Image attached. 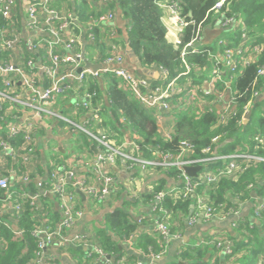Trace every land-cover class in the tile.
<instances>
[{
  "label": "built area",
  "instance_id": "built-area-1",
  "mask_svg": "<svg viewBox=\"0 0 264 264\" xmlns=\"http://www.w3.org/2000/svg\"><path fill=\"white\" fill-rule=\"evenodd\" d=\"M89 7L87 18L81 19L78 14H61L54 6L64 3L63 0H29L24 8L25 37L22 36L21 24L14 21L18 11V0H0V121L5 122L8 130L6 138H0V187L6 190L5 202L12 204L13 211L22 214L29 208L38 219L42 214H48L45 205L48 196H54L59 202L60 219L55 225H50L45 218L44 224L37 225L32 235L37 241V259L35 264H44L46 248L59 243L80 247L87 245L83 264H90L92 259H103L106 264H125V257L116 258L108 255L95 240L88 236L77 234L68 237V231L84 215L85 208L80 204L78 192L84 194L91 202L101 203L116 193L117 177L112 165L121 161L130 170L147 176L152 170H168L176 168L180 182L154 189L150 195L149 206L154 224V231L160 237L163 246L159 253H150V261L138 264H154L160 259L171 239L170 218L172 211L166 205V200H193L194 205L187 215L190 225L207 222L213 219L224 220L229 216H238L237 205L214 203L198 188L204 186L209 193L216 190L219 181L225 175L236 179L250 166L264 161V156L247 154L239 148L234 153H220L225 143H222V133H216L211 144L203 147L202 157L195 156L196 145L190 140H182L178 151L162 148L160 145H142L141 139H129L113 143L105 133L90 132L87 120L83 124L69 121L73 129L89 134L96 142L99 152L94 157L80 158L86 172H74L60 165L50 163V170L43 178L38 140L35 131L41 127L44 119L55 114L52 105L59 100L60 94L68 89L72 82H85L89 77L97 80L101 73L119 79L120 87L131 94L152 114L157 122L163 124L167 115L176 113L187 104L196 108V113L210 112L217 115L216 127L227 125L232 116L237 115L238 92L232 89L233 71L240 72L246 65L256 62L264 49V33L251 36L246 25L234 16L222 19L223 27L237 24L241 31V42L230 43L221 37L216 43L217 49H222L223 60L217 51L209 52L213 68L210 80L201 81V70L196 71V64L190 63V52L200 53L204 44L203 26L197 25L192 39L183 47L180 57L184 69L173 74L166 66H155L158 77L136 72L128 66L127 57L119 41L110 37L109 54L103 61V67L97 71L85 69L80 61L85 59L81 53H72L80 44V33L83 32L90 40L99 38L98 30L116 19V10L111 6L114 0H81ZM225 0L216 4L221 7ZM164 14L162 21L166 26L167 35L174 36L175 49L182 43V34L193 20L183 16L179 0H156ZM79 30V32L76 31ZM114 37V33H112ZM171 41V39H170ZM22 47L21 53L11 58L14 50ZM177 47V48H176ZM190 47L191 50L187 48ZM65 50V53L61 50ZM41 59L38 65L37 59ZM86 60V59H85ZM225 67V69L223 68ZM229 70L231 71L229 73ZM44 75V77H43ZM257 79L264 77V65L259 67ZM205 85L209 86L208 88ZM254 97L260 95L255 90ZM88 98L94 93H86ZM228 96V98H227ZM82 105L89 109L88 101ZM24 108H31L34 119L20 123ZM184 108V109H185ZM246 111L248 108L246 106ZM245 117L242 118L243 122ZM172 137V132L167 134ZM223 162V164H219ZM201 166L197 177L186 172V166ZM49 168V167H48ZM39 173V174H38ZM253 184H249L252 189ZM209 198V201L204 199ZM263 200L255 207V213L262 217ZM8 223L0 220V225ZM239 227L237 219L233 223ZM11 227V226H9ZM204 241V240H203ZM227 255L233 252V242L228 237H219L213 241ZM260 264H264L261 260Z\"/></svg>",
  "mask_w": 264,
  "mask_h": 264
},
{
  "label": "crops",
  "instance_id": "crops-1",
  "mask_svg": "<svg viewBox=\"0 0 264 264\" xmlns=\"http://www.w3.org/2000/svg\"><path fill=\"white\" fill-rule=\"evenodd\" d=\"M63 1L65 2L54 5L61 14H78L81 19L85 20L89 7L85 6L86 4L84 2L81 0ZM28 3L29 0H18V11L14 16V21L21 24L23 37H25L24 26L26 18L24 8ZM222 19L223 18L216 13L212 20L207 25L203 26V43L205 45L216 46L218 39L224 36L230 43L235 42V39L238 37L235 34L238 33L240 29L239 26L237 24H232L224 28ZM76 31L79 32L78 29H76ZM112 33H114V37ZM99 35L97 40H90L81 32L80 44H78L72 52L74 54L81 53L86 60H81L80 65L91 71H97L103 67V61L109 54L108 43L110 42V37L121 43L122 50L126 55L128 22L121 17L119 9H116L115 21L102 27ZM166 36L168 41L173 45L175 37L172 35ZM18 48V50H14L11 58L15 59V55L21 53L22 47L19 46ZM61 51L65 53V50L62 49ZM217 51L220 54V59L223 60L222 52L216 48L214 52L217 53ZM37 62L39 65L41 59L38 58ZM127 62L129 67L139 73L137 68L129 63L128 58ZM88 63H92V67H90ZM212 68V63L208 67L203 68L200 77L201 81L210 80L209 75ZM151 69L155 72L156 76L154 77L157 78V68L152 67ZM109 78V75L101 73L97 80H93L89 77L85 82L74 81L68 89L60 94L56 104L50 106L56 113L46 117L41 127L35 131L41 159L39 165L42 166V172L40 174L38 173V176L46 178L50 163L53 164L55 162H59L60 165H65L66 168L74 172L85 173L87 176L91 175L92 172L90 170H87L88 172L84 170L80 158L94 157L99 152L97 142L89 134L73 129L67 120L80 124L90 120L91 123L88 125L89 131L95 134L105 133L110 136V140L113 143H119L129 139H142L140 136L136 135L138 133L135 129L130 130L127 128L126 130H121L120 133L117 127L113 128L112 124L109 122L112 120L114 123H119L109 105ZM205 87L208 88L209 86L205 85ZM86 93H94V96L88 98ZM263 98L264 96L262 95L259 97V100ZM85 101L89 102V109L82 105ZM106 104L109 106L108 109L105 107ZM20 113L22 114L19 121L20 123H25L34 119V113L31 108H24ZM119 113L117 117L125 122V119L119 116ZM61 115L67 118V120L60 117ZM176 117L177 113H174L172 115H167L163 124L157 122L160 137L167 139V134L174 131L173 126ZM7 132L8 130L5 122L0 121V138H6L8 136ZM82 135H84V138L80 140ZM255 137L258 142L262 141L264 143L263 137L259 135ZM87 141L90 142L89 145L86 143ZM258 151L259 148H256L253 153L247 154L263 156L259 154ZM219 164L221 165L223 162ZM112 170L117 177V191L105 201L101 203L91 202L88 197L84 195L85 198H83L81 193L78 192L79 201L80 204L83 205V208H85V213L72 229L68 231V237L82 234L96 241L98 232L101 229H107V217L121 210L126 213L129 221L136 225L134 231L131 232L128 237H116V240L119 241V245H121L122 248L121 257H125V264H138V262L141 261L148 263L151 257H148V254L139 248V242L142 241L144 237L153 235L155 232L149 200L147 199V196H150L152 191L148 192L147 190L150 183L159 182V180L165 176L160 170H152L147 176L141 175L144 178L142 187L132 190L130 182L134 181L139 173L136 170L129 171L121 161H118L116 165H112ZM198 191L204 192L211 199L216 193V190H214L213 193L212 191L209 193V189L204 186L200 187ZM207 196H204V199L209 201ZM230 197L233 201L232 204L237 205L239 208L238 216H229L224 220L213 219L207 222H199L195 225H190L187 221V214H184L182 211H179L176 215L174 214L173 217L170 218V222L173 233L177 235V237L174 236L171 239L164 255L155 261L154 264H194L195 262L201 264V261L209 262V264H245V257L248 255L249 246H245L244 243L253 240L255 243L252 245L257 246L256 237L264 234V219L255 213L256 205L262 200L255 195L253 200L246 199L243 201L238 200L237 197L231 194ZM5 198L6 190L0 187V220L5 221L11 226L9 227L5 224L0 225V256L8 249V239L3 235L4 228H7L13 233L11 241L23 242L25 247H27L24 249L23 253L27 252L29 250L28 232L22 228V215L13 211L12 204L8 206L5 202ZM46 199L48 200L45 204L48 214L45 215V217L42 214L39 216L38 219L41 220L40 225L44 224L45 218L50 225H55L61 216L59 202L54 196H48ZM178 201L184 200H174V202ZM34 218L37 220L36 216ZM237 219H239L240 226L234 227L233 223ZM247 225L252 231L247 229ZM222 236L230 238L233 242V246L238 241L242 242L240 248L237 250V254L230 259H228L227 254H225L222 249L213 243V241H216L217 238ZM31 237H33L32 234ZM87 249V245L80 247L64 243L50 245L46 248L43 263L83 264ZM37 250H34L35 255L32 258L31 264H35L34 261L37 259ZM198 251L203 252L204 256L203 259H197L196 261L195 258L199 254ZM114 257H117V255ZM261 260L264 262L263 253L260 254L256 264H260ZM90 264H106V262H104L103 259H92Z\"/></svg>",
  "mask_w": 264,
  "mask_h": 264
},
{
  "label": "trees",
  "instance_id": "trees-1",
  "mask_svg": "<svg viewBox=\"0 0 264 264\" xmlns=\"http://www.w3.org/2000/svg\"><path fill=\"white\" fill-rule=\"evenodd\" d=\"M179 1L185 19L193 20L196 24L192 23L186 27L182 34V43L179 49H175L167 39V29L162 21L164 10L156 3V0H114L111 7L114 10L119 9L121 17L127 20L128 27L131 26V29L128 30L127 42L125 41L126 45L132 46L141 59L143 66L149 68L160 65L166 66L170 68L173 74L182 71L184 66L180 57L181 50L192 39L197 25L199 23L202 26L207 25L216 13L222 18L234 16L246 25L251 36H259L264 33V0H225L223 5L217 8L215 6L221 0ZM100 31H97L98 35ZM240 32L239 30L235 34L238 36L237 38H240ZM258 40L261 41L263 38L259 36ZM215 47L214 45L203 44L201 46L203 52H190L188 54L190 63L196 64V71H203L204 67H208L212 63L209 52H214L217 48ZM219 50L222 52V49ZM263 65L264 49L256 62L243 67L236 77L234 75L235 78L231 87L238 92L239 105L237 106V115L232 116L227 125L216 127L217 115L215 113L204 112L198 114L196 108L190 105L186 110L177 114L173 126L174 131L169 139L160 137L157 119L148 113L137 99L120 87L118 78L109 75V105L119 123H114L112 120L109 122L113 128L117 127V130L119 124L131 125L139 135L135 134L142 138L140 141L142 145H160L166 150L178 151L182 140H190L196 145L194 155L202 157V148L211 144L212 137L221 132L223 134L222 143L225 144L220 153L231 154L237 148L245 153H253L256 148H259L258 153L264 156V143L255 139V136L258 135L264 138V98L259 100L260 96H264V77L258 78L256 82L258 69ZM255 90L260 91V96L257 98L254 97ZM246 106L248 111H252L251 118L248 122H245V120L241 122L247 114ZM105 107L108 109L109 106L106 104ZM107 113L109 114L108 111ZM118 113L119 116L125 119V122L117 117ZM86 143L89 145L90 142L87 141ZM160 172L165 177L159 180L160 184L157 189L180 182L176 168L160 170ZM249 184H253L254 187L250 189ZM230 194L240 201L253 200L254 195L264 200V162L256 166H250L236 179L229 175L223 176L216 188V194L212 196V201L217 203L226 200L228 205L232 206L234 204H232ZM147 199L150 200V196H147ZM166 205L172 211V215H176L179 211L188 215L194 201L188 199L174 202L171 198H168ZM21 215L23 219L22 228L28 232L29 250L23 253L27 247L23 242L11 241L13 233L4 228L3 235L8 239V249L0 256V264H31L32 262L35 255L34 250H37L38 246L36 239L31 237V234L35 228L34 226L39 225L40 222L34 218L29 208ZM261 218L264 219V210ZM106 227L107 229H101L98 232L96 242L108 255L112 257L117 255L116 258H121L122 248L116 237H128L134 231L136 225L129 221L126 213L118 210L107 217ZM246 227L249 231H252L248 225ZM241 243V241L236 242L232 254L227 255L228 259L237 254ZM254 243L253 240L244 243L245 246H249L248 255L245 257L246 262L243 261L245 264H256L260 254H264V234L256 237L257 246H253ZM139 248L146 254H150L159 253L162 251L163 246L160 244L159 235L154 232L153 235H148L139 242ZM198 253L195 258L196 261L197 259H203L204 256L203 252L198 251ZM194 264L200 263L195 262ZM201 264H209V262L201 261Z\"/></svg>",
  "mask_w": 264,
  "mask_h": 264
},
{
  "label": "water",
  "instance_id": "water-1",
  "mask_svg": "<svg viewBox=\"0 0 264 264\" xmlns=\"http://www.w3.org/2000/svg\"><path fill=\"white\" fill-rule=\"evenodd\" d=\"M188 50H191L190 47L187 48ZM126 55L127 58L129 60V63H131L133 66H135L137 68V70L145 75L148 76H156L155 72L149 68V67H145L142 64L141 59L139 58V56L136 54V52L134 51V49L132 48V46L127 45L126 47ZM90 67H92V63H88ZM100 67V66H99ZM158 73V72H157ZM251 114L252 111H248L247 114L245 115V122H248L251 118ZM201 166H186V172L192 176V177H197L198 176V172L201 170ZM83 196V198H85L84 194H81Z\"/></svg>",
  "mask_w": 264,
  "mask_h": 264
},
{
  "label": "rangeland",
  "instance_id": "rangeland-1",
  "mask_svg": "<svg viewBox=\"0 0 264 264\" xmlns=\"http://www.w3.org/2000/svg\"><path fill=\"white\" fill-rule=\"evenodd\" d=\"M131 29V26L130 27H128V30H130ZM223 35H225V34H223ZM260 35H262V34H260ZM225 37V36H224ZM235 42H237V43H240L241 42V39L240 38H236L235 39ZM177 48V47H176ZM177 49H179V48H177ZM224 69H225V67H223ZM231 71L229 70V73H230ZM211 74V73H210ZM233 75H235V77L238 75V71H235V73H233ZM210 76V75H209ZM234 77V78H235ZM188 104H187V108H188ZM186 106H184L183 108H180L176 113L178 114V113H180V112H182V111H184V110H186L187 108H185ZM185 108V109H184ZM127 128H129L130 130L131 129H133L132 128V126L131 125H121V124H119L118 125V131L120 132L121 130H126ZM84 138V135H82L81 137H80V140H82ZM152 174V173H151ZM146 182V181H145ZM144 183V178L141 176V174H138V176L136 177V179L134 180V181H131L130 182V187H131V189L132 190H134V189H140L141 187H142V184ZM158 184H159V182L158 181H156V182H152V183H150L149 184V188H148V192H150V191H152V190H154V189H156V187L158 186ZM216 194V193H215ZM217 203H219V202H217Z\"/></svg>",
  "mask_w": 264,
  "mask_h": 264
}]
</instances>
